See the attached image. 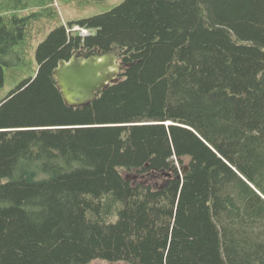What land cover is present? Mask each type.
<instances>
[{"label": "trees", "instance_id": "obj_1", "mask_svg": "<svg viewBox=\"0 0 264 264\" xmlns=\"http://www.w3.org/2000/svg\"><path fill=\"white\" fill-rule=\"evenodd\" d=\"M52 4L0 0V86L47 29L0 100V264H264V0H124L67 25ZM114 48L117 81L67 106L58 62Z\"/></svg>", "mask_w": 264, "mask_h": 264}, {"label": "water", "instance_id": "obj_2", "mask_svg": "<svg viewBox=\"0 0 264 264\" xmlns=\"http://www.w3.org/2000/svg\"><path fill=\"white\" fill-rule=\"evenodd\" d=\"M123 67L118 48L89 57L74 53L58 62L53 77L65 104L79 107L94 102L100 91L115 83Z\"/></svg>", "mask_w": 264, "mask_h": 264}, {"label": "rangeland", "instance_id": "obj_3", "mask_svg": "<svg viewBox=\"0 0 264 264\" xmlns=\"http://www.w3.org/2000/svg\"><path fill=\"white\" fill-rule=\"evenodd\" d=\"M124 0H53L52 7L57 12L58 20L67 25L69 22L78 21L92 16L103 14ZM37 8H32L21 13L26 15L31 11H37ZM43 20L38 22L32 29V33L29 40L28 59L23 67L14 69L5 66V79L0 86V100L8 95V93L25 77L31 75V73L37 68V63L33 57L34 49L37 41L41 38V31H46V26L43 25ZM73 30L78 31L81 34L80 28L77 26ZM25 73V74H24ZM24 74V75H23ZM22 75V76H21ZM92 264H124L122 262H104L95 261Z\"/></svg>", "mask_w": 264, "mask_h": 264}, {"label": "built area", "instance_id": "obj_4", "mask_svg": "<svg viewBox=\"0 0 264 264\" xmlns=\"http://www.w3.org/2000/svg\"><path fill=\"white\" fill-rule=\"evenodd\" d=\"M81 32H82V35H85L87 33V31L85 30H81Z\"/></svg>", "mask_w": 264, "mask_h": 264}]
</instances>
